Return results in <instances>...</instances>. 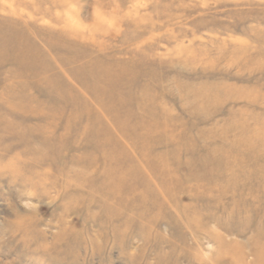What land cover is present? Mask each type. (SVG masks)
Here are the masks:
<instances>
[{"label": "rangeland", "instance_id": "rangeland-1", "mask_svg": "<svg viewBox=\"0 0 264 264\" xmlns=\"http://www.w3.org/2000/svg\"><path fill=\"white\" fill-rule=\"evenodd\" d=\"M11 35L0 264H264V0H0Z\"/></svg>", "mask_w": 264, "mask_h": 264}, {"label": "bare ground", "instance_id": "bare-ground-1", "mask_svg": "<svg viewBox=\"0 0 264 264\" xmlns=\"http://www.w3.org/2000/svg\"><path fill=\"white\" fill-rule=\"evenodd\" d=\"M6 46H10L9 50H23V45L21 43V41L18 39V37L16 35H11L8 37H2L0 36V54H4L6 49ZM23 55V54H22ZM87 71L91 70V74L92 76L97 75H101L102 77H105L106 79H108L109 82L113 83L112 85L116 84V80L114 81V79H112V75H109L108 72V68L106 67H102V68H97V67H91L90 69H86ZM111 83H108V86H111ZM225 96L222 97V99L226 100V99H232V97L234 96L232 93V90H229V92L227 94H224ZM199 97V96H198ZM216 96H211L210 94H201L199 97V101L197 102L198 107H202L204 105L210 104L212 102H216L217 99H215ZM256 97V96H255ZM109 102V101H108ZM106 102V103H108ZM129 109H124V112H128ZM148 113H151V111H149ZM145 123V121H144ZM142 125V121L140 122V126ZM263 122H261V124H258L254 127H252V129H248L246 128L245 124H242V128L244 129V134L241 136V139L237 140L236 142H244L249 144L253 149L258 150V148L264 152V126H263ZM248 134V135H247ZM105 154H103L104 156ZM264 248V247H263Z\"/></svg>", "mask_w": 264, "mask_h": 264}, {"label": "clouds", "instance_id": "clouds-1", "mask_svg": "<svg viewBox=\"0 0 264 264\" xmlns=\"http://www.w3.org/2000/svg\"><path fill=\"white\" fill-rule=\"evenodd\" d=\"M36 192L25 191L22 199L19 200V208H22L29 212H35L38 209L34 207L36 204Z\"/></svg>", "mask_w": 264, "mask_h": 264}]
</instances>
